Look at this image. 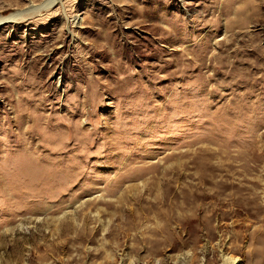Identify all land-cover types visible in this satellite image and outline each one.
I'll return each instance as SVG.
<instances>
[{"label":"rangeland","instance_id":"obj_1","mask_svg":"<svg viewBox=\"0 0 264 264\" xmlns=\"http://www.w3.org/2000/svg\"><path fill=\"white\" fill-rule=\"evenodd\" d=\"M43 2L0 0V264H264V0Z\"/></svg>","mask_w":264,"mask_h":264},{"label":"bare ground","instance_id":"obj_2","mask_svg":"<svg viewBox=\"0 0 264 264\" xmlns=\"http://www.w3.org/2000/svg\"><path fill=\"white\" fill-rule=\"evenodd\" d=\"M62 0H44L43 4L39 7V10H42V8H45V9H49L51 8L54 4L56 3H61ZM30 13V11L28 12H24V11H21L15 15H11V16H8V17H3V18H0V21L2 20H5V19H10V20H19L21 18H25L26 15ZM78 19V18H77ZM225 255V254H224ZM228 256V255H227ZM223 258V257H222ZM236 258V257H235ZM235 261V260H234ZM225 263V262H224ZM226 264V263H225Z\"/></svg>","mask_w":264,"mask_h":264}]
</instances>
